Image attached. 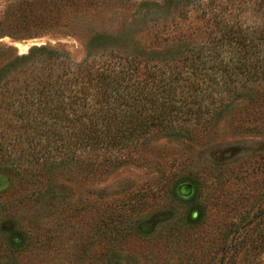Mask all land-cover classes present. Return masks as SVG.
<instances>
[{
	"label": "trees",
	"instance_id": "trees-1",
	"mask_svg": "<svg viewBox=\"0 0 264 264\" xmlns=\"http://www.w3.org/2000/svg\"><path fill=\"white\" fill-rule=\"evenodd\" d=\"M252 1L264 6V0ZM109 2L14 0L0 19V39L75 33L86 52L75 62L66 50L48 45L32 46L25 54L0 47V177L6 190L47 185L44 194L53 195L47 189L63 174L85 171L94 179L124 166L147 165L156 136L193 141L195 135H215L229 120L240 132L254 129L243 114L264 105V24L231 21L230 0L204 29L183 31L176 25L172 32L161 25V31L151 32L146 25L139 39L126 29L114 37L91 18ZM191 2L167 0L165 7L181 18ZM151 5L146 16L154 10L163 15L161 5ZM194 182L187 197L201 190ZM131 195L104 207V235L114 244L148 233L140 216L134 218L145 201ZM172 197L188 202L176 188ZM260 214L240 219L233 233L221 236L217 264H243L264 252V233L257 234L264 224ZM184 230L172 222L166 232L172 240ZM26 242L18 233L7 248L17 253ZM120 258L104 251V264H123Z\"/></svg>",
	"mask_w": 264,
	"mask_h": 264
},
{
	"label": "rangeland",
	"instance_id": "rangeland-1",
	"mask_svg": "<svg viewBox=\"0 0 264 264\" xmlns=\"http://www.w3.org/2000/svg\"><path fill=\"white\" fill-rule=\"evenodd\" d=\"M166 1L110 0L104 11L91 18L103 25L105 34L118 37L126 29L139 39L146 25L151 32L161 31L163 25L172 32L177 26L183 31L204 29L210 15L220 13L230 0H191L181 18L179 11L165 7ZM239 1L232 0L229 6L231 21L264 24L263 4ZM12 3L0 0V19ZM151 4L161 5L163 15L153 14L154 10L146 16V6ZM202 33L194 39L199 41ZM74 34L53 32L23 41L4 37L0 47L7 45L25 54L32 46L48 45L81 62L86 52ZM243 117L246 125H255L250 132L235 130L229 120L215 135H195L193 141L170 142L153 136L149 164L124 166L94 179L85 171L77 176L63 174L47 189L53 195L44 194L47 185L6 190L0 177V264H104L105 250L116 251L123 264H217L221 236L233 233L240 219L258 213L264 217V105L246 109ZM194 181L201 190L197 197H187L190 189L195 190L190 188ZM173 188L189 203L173 199ZM37 190L43 194L36 195ZM128 193L144 199L142 211L134 218L140 216L148 233L114 244L104 235V207ZM191 219L193 227L188 226ZM172 222L186 227L185 235L176 240L166 232ZM18 233H24L28 242L21 251L10 252V239ZM258 233H264V224ZM243 264H264V252Z\"/></svg>",
	"mask_w": 264,
	"mask_h": 264
}]
</instances>
